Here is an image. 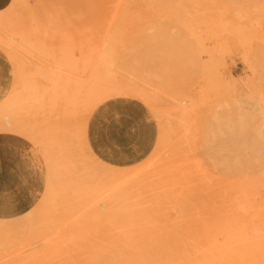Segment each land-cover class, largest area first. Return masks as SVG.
<instances>
[{"label":"rangeland","instance_id":"374dc122","mask_svg":"<svg viewBox=\"0 0 264 264\" xmlns=\"http://www.w3.org/2000/svg\"><path fill=\"white\" fill-rule=\"evenodd\" d=\"M92 15L85 39L71 0H0V264H264V213L214 204L240 173L264 207V0ZM164 229L208 243L107 240Z\"/></svg>","mask_w":264,"mask_h":264},{"label":"bare ground","instance_id":"6f19581e","mask_svg":"<svg viewBox=\"0 0 264 264\" xmlns=\"http://www.w3.org/2000/svg\"><path fill=\"white\" fill-rule=\"evenodd\" d=\"M71 2L74 5L76 20L86 36L85 39H94L92 31L88 30V26L92 28L94 0H71ZM115 54V57L119 56L116 50ZM228 161H235V157H228ZM257 182L258 176H245L240 173L231 174L223 179L217 188V195H214V204L217 211L231 218L264 213V207L260 208L254 203L253 196L259 188ZM151 193L149 200L152 202L156 195L155 189H151ZM144 218H151V216H145ZM160 221L162 226H168L162 217ZM107 240L111 245L125 246L153 244L161 246H190L192 244L208 243L205 236L199 235L194 231H170L166 229L158 232H110Z\"/></svg>","mask_w":264,"mask_h":264}]
</instances>
